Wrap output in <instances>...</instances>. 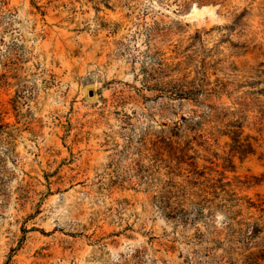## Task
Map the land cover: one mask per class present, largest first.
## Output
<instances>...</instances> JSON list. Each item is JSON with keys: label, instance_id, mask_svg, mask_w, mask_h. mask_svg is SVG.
<instances>
[{"label": "rangeland", "instance_id": "374dc122", "mask_svg": "<svg viewBox=\"0 0 264 264\" xmlns=\"http://www.w3.org/2000/svg\"><path fill=\"white\" fill-rule=\"evenodd\" d=\"M262 8L0 0V264H213L165 217L201 199L264 224Z\"/></svg>", "mask_w": 264, "mask_h": 264}, {"label": "trees", "instance_id": "16d2710c", "mask_svg": "<svg viewBox=\"0 0 264 264\" xmlns=\"http://www.w3.org/2000/svg\"><path fill=\"white\" fill-rule=\"evenodd\" d=\"M262 9L264 10V8ZM245 12L246 9H243L236 17L244 15ZM261 93L264 94V89H261ZM180 97L184 96L180 95ZM235 132L232 131L233 135ZM233 201L234 203L229 205H213L212 202L206 204L208 200L201 199L200 202L191 203L189 207L173 206L165 212V217L173 222L175 226L194 225L197 220H202L207 232L195 227L192 238L196 240L194 244L198 245L199 248L194 253L212 260L213 264H231L233 259H237L234 255L240 256L243 264H259V261L264 260V247L253 251L251 246L255 243V239L264 233V224L248 220L250 216H242L243 209L254 206L250 200L241 202L240 199L233 198ZM216 209L224 214L222 226L219 229L205 221L206 218L211 219ZM262 237H264V234ZM217 249L222 251L218 255L215 254Z\"/></svg>", "mask_w": 264, "mask_h": 264}, {"label": "bare ground", "instance_id": "6f19581e", "mask_svg": "<svg viewBox=\"0 0 264 264\" xmlns=\"http://www.w3.org/2000/svg\"><path fill=\"white\" fill-rule=\"evenodd\" d=\"M210 5H207V6H203V7H201V8H196V7H193L192 8V13L195 15V16H200L203 12H204V10L205 11H207V10H209L210 11V9H212L211 7H209ZM212 6V5H211ZM212 11V10H211ZM208 12V11H207Z\"/></svg>", "mask_w": 264, "mask_h": 264}, {"label": "water", "instance_id": "95a60500", "mask_svg": "<svg viewBox=\"0 0 264 264\" xmlns=\"http://www.w3.org/2000/svg\"><path fill=\"white\" fill-rule=\"evenodd\" d=\"M205 12H207V11H204L203 13H205Z\"/></svg>", "mask_w": 264, "mask_h": 264}]
</instances>
